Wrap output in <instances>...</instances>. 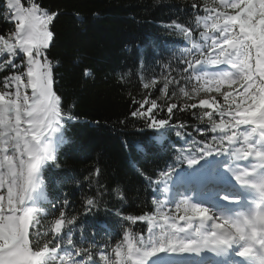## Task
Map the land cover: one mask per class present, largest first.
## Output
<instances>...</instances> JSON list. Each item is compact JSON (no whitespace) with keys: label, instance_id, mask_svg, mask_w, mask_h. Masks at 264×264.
<instances>
[{"label":"snow or ice","instance_id":"obj_1","mask_svg":"<svg viewBox=\"0 0 264 264\" xmlns=\"http://www.w3.org/2000/svg\"><path fill=\"white\" fill-rule=\"evenodd\" d=\"M186 7L178 10L183 22L164 25L183 37L176 64L152 78L141 73V98L129 93L131 116L183 138L192 136L189 125L173 117L186 113L203 139L193 137L194 147L176 157L191 171L166 164L155 180L146 177L155 186L151 207L125 215L107 209L98 167L85 177L95 190L82 210L66 193L48 198L45 170L60 167L67 126L77 120L58 94V62L50 58L59 13L40 0H6L0 20L12 28L0 34V264H205L189 259L205 252L222 258L215 264H264V0ZM112 191L124 200L121 187ZM102 207L122 229L115 243L100 238L101 230L113 235L107 222L85 232L79 219ZM137 224L144 234L133 231Z\"/></svg>","mask_w":264,"mask_h":264},{"label":"trees","instance_id":"obj_2","mask_svg":"<svg viewBox=\"0 0 264 264\" xmlns=\"http://www.w3.org/2000/svg\"><path fill=\"white\" fill-rule=\"evenodd\" d=\"M49 11L59 13L52 25L55 33L50 49L55 69V87L66 105H74L75 123L67 126V143L58 151L59 168L45 170L48 198L66 193L75 209L82 210L85 195L90 187L85 177L100 168L99 177L107 191L104 200L107 209L119 210L125 215H141L151 207L153 188L146 177L156 179L165 165L186 169L176 157L193 148L192 139L201 140L192 125L195 117L177 113L173 117L188 123L192 136L177 137L175 131L167 134L143 127V121L131 116L132 96L140 99V75L146 79L160 75L165 63L176 64L182 51L183 37L168 30L165 24L172 20H185L191 0H40ZM6 0H0V16L4 14ZM12 28L0 20V34ZM143 61V67H141ZM89 69L91 74L84 75ZM3 73H0L2 76ZM123 77V79H122ZM156 93L153 92L155 98ZM163 103V101H158ZM193 111H199L193 110ZM99 121V124L96 122ZM203 127V125H198ZM163 135L162 141L157 137ZM143 145L144 150H140ZM214 164L212 157L208 158ZM203 161V160H201ZM205 163V161H203ZM79 181L80 183H76ZM121 187L124 200L120 201L113 189ZM163 199L162 195L159 197ZM89 224L97 220L109 224L112 236L101 239L115 243L122 229L117 217L101 208L96 216H80ZM79 222V221H78ZM140 224L133 231H142Z\"/></svg>","mask_w":264,"mask_h":264},{"label":"bare ground","instance_id":"obj_3","mask_svg":"<svg viewBox=\"0 0 264 264\" xmlns=\"http://www.w3.org/2000/svg\"><path fill=\"white\" fill-rule=\"evenodd\" d=\"M215 166H216V165H214L213 167H215ZM211 254L215 256V254H213V253H211ZM208 255H209V254H208ZM215 257H216V258H215L214 260H212L211 263H209V264H215L216 261L222 259L221 257H217V256H215ZM234 260H235V259H234Z\"/></svg>","mask_w":264,"mask_h":264},{"label":"rangeland","instance_id":"obj_4","mask_svg":"<svg viewBox=\"0 0 264 264\" xmlns=\"http://www.w3.org/2000/svg\"><path fill=\"white\" fill-rule=\"evenodd\" d=\"M160 142H161V141H160ZM160 142H159V143H160ZM196 167H199V165H197ZM210 167H211V166H210ZM180 172H182V171H180ZM180 183H181V182H180L179 180L176 181V185H177V186H178ZM174 190H175V189H174ZM181 190H182V188H181ZM162 196H163V195H162ZM160 255H161V256H164L165 254L161 253ZM186 255H187V254H186Z\"/></svg>","mask_w":264,"mask_h":264}]
</instances>
